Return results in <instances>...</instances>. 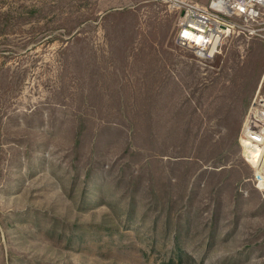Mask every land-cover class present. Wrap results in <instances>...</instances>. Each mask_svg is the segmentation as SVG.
<instances>
[{"label": "rangeland", "instance_id": "374dc122", "mask_svg": "<svg viewBox=\"0 0 264 264\" xmlns=\"http://www.w3.org/2000/svg\"><path fill=\"white\" fill-rule=\"evenodd\" d=\"M179 18L0 0V264H264V22L205 60Z\"/></svg>", "mask_w": 264, "mask_h": 264}, {"label": "built area", "instance_id": "2783aa9c", "mask_svg": "<svg viewBox=\"0 0 264 264\" xmlns=\"http://www.w3.org/2000/svg\"><path fill=\"white\" fill-rule=\"evenodd\" d=\"M160 1L180 15L176 45L205 60L218 54L221 41L236 28H248L264 22V0ZM246 31L264 40L263 33Z\"/></svg>", "mask_w": 264, "mask_h": 264}, {"label": "bare ground", "instance_id": "6f19581e", "mask_svg": "<svg viewBox=\"0 0 264 264\" xmlns=\"http://www.w3.org/2000/svg\"><path fill=\"white\" fill-rule=\"evenodd\" d=\"M252 114V113H251ZM259 118V119H258ZM264 113L256 112L246 123L244 136L251 144L264 147ZM264 149V148H263ZM262 161L260 163L261 168ZM259 168V169H260Z\"/></svg>", "mask_w": 264, "mask_h": 264}]
</instances>
